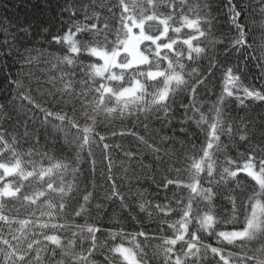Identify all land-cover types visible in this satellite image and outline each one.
<instances>
[{
  "label": "snow or ice",
  "instance_id": "snow-or-ice-1",
  "mask_svg": "<svg viewBox=\"0 0 264 264\" xmlns=\"http://www.w3.org/2000/svg\"><path fill=\"white\" fill-rule=\"evenodd\" d=\"M17 6L0 264H264V0Z\"/></svg>",
  "mask_w": 264,
  "mask_h": 264
},
{
  "label": "trees",
  "instance_id": "trees-1",
  "mask_svg": "<svg viewBox=\"0 0 264 264\" xmlns=\"http://www.w3.org/2000/svg\"><path fill=\"white\" fill-rule=\"evenodd\" d=\"M220 4V12L219 15L221 17L220 31H222L225 35H229V26L226 22L225 13H224V0H217ZM27 0H0V16L8 15L12 17H20L23 18L25 15H28L31 18V11L23 6L26 4ZM7 5V8H5ZM39 46V45H37ZM243 67V65H241ZM248 79L249 81H253V77L258 75V69L254 67L252 64L248 65ZM18 70V67L11 62L7 65L4 63H0V96H3L9 89V84L7 80V74L13 73L15 74ZM255 83H259L258 80L253 81ZM207 103V101H206Z\"/></svg>",
  "mask_w": 264,
  "mask_h": 264
}]
</instances>
